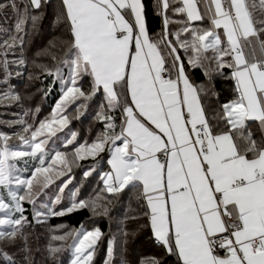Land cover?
I'll return each instance as SVG.
<instances>
[{
	"label": "snow or ice",
	"instance_id": "6c2138e0",
	"mask_svg": "<svg viewBox=\"0 0 264 264\" xmlns=\"http://www.w3.org/2000/svg\"><path fill=\"white\" fill-rule=\"evenodd\" d=\"M48 3L0 0V13L11 9L16 17L13 32L0 28L7 36L0 37L3 84L12 65L23 75L27 25L38 26L42 15L33 12ZM150 13L160 19L156 33ZM55 22L65 35L42 50L55 69L35 60L33 66L53 77L43 96L57 85L60 95L42 120L35 107L23 113L32 115L31 123L4 122L20 126L15 142L0 133V264H17L9 251L17 246L24 264H34L27 228L80 210L107 216L125 190L138 193L147 218L141 227L175 264H264V0H59ZM217 78L231 85V98L222 103ZM97 96L103 131L81 142L65 129ZM20 100L11 88L0 92V104ZM102 153L109 166L98 173L102 187L88 199L75 187L68 205L58 208L73 169L90 158L86 180L105 160ZM104 235L81 223L52 239L72 240L70 264H93ZM128 235L121 226V244ZM117 242L111 234L104 264H114ZM63 250L48 249L53 257Z\"/></svg>",
	"mask_w": 264,
	"mask_h": 264
},
{
	"label": "trees",
	"instance_id": "16d2710c",
	"mask_svg": "<svg viewBox=\"0 0 264 264\" xmlns=\"http://www.w3.org/2000/svg\"><path fill=\"white\" fill-rule=\"evenodd\" d=\"M59 0H50V3L44 5L41 10H35L33 14L42 15V19L39 21L38 26L33 30L31 23L27 25L28 35L25 37V45L23 48V56L27 61L25 69H19L23 71V75H15L17 68L15 65L10 67L13 75L8 79L7 85L0 82V92L8 91L9 88L15 93H18L21 97L19 102H3L0 104V133H6L12 135V139L16 140L13 133L20 131V126H10L8 123L16 119L23 117L32 122L31 114L24 117L23 113L28 109H35L40 107L41 111L36 115L37 121L47 117L54 106L55 101L58 99L60 92L59 86L53 88L52 93L46 98L43 96V90L50 86L53 77H47L42 74L39 69L34 68L33 61L41 65H46L49 68L55 69L56 65L48 58V56L42 54V50L47 49L50 41L56 38L63 37L66 29L64 25L57 24L55 22V12ZM174 19H180V17H174ZM16 17L11 9H7L5 12L0 13V28L8 29L10 32L14 31ZM150 31L156 33L160 30V19L155 16L154 13L149 14ZM173 30L179 27L178 24L170 26ZM0 37L7 38L6 35L0 34ZM41 53L40 56H37ZM20 56V50H17L16 56H9L8 58L15 59ZM66 71V70H65ZM29 73L33 74V79L29 80ZM200 76L199 73L196 74ZM38 77V78H37ZM201 78L197 79V83H200ZM87 81L84 82L85 89L87 88ZM217 91L220 92V102H225L231 98L230 94V82L225 81L223 78H217L215 81ZM101 98L97 96L92 101L88 102V108L80 119H72L65 129L68 132L69 129L76 131L79 136V140L83 142L87 140L91 142L95 137L103 131V124L98 122L96 114L99 111V104ZM212 106L216 107V102L213 100ZM69 116L73 117L75 113L70 109ZM63 135V134H61ZM12 140L13 142H15ZM105 156V160L98 168L97 172L93 173L92 176L86 180L83 178V171L85 168L92 164L91 159L81 161L80 164L83 167L74 168L73 173L70 175L74 176L72 184L65 190L64 200L59 207L68 205L70 190L75 187H80V199H88L95 195V191L98 190L99 175L102 171H108L109 166L106 163L107 154H101ZM67 179V177H65ZM60 181L57 180L56 184ZM49 195H54L56 192V185H53L49 190ZM138 193L135 190H125L121 193L119 198H113L112 203L109 205V214L91 216L88 210H80L64 217H52L49 218L47 223L38 225L33 228H27L25 231L28 234V244L32 250L31 258L34 264H70L71 251L68 249V245L72 243L71 239L66 241H58L52 239L53 236L64 235L66 232H74L79 228L81 223L86 227L95 228L99 227L105 234L101 242L98 243L97 252L94 256L93 264H104L106 256L107 240L111 234L117 235V248L114 264H120L121 258L126 259L128 264H141V261L148 258L156 257L163 261V264H175V257H170L164 254L163 249L158 246L151 236V231L147 227H141V225L147 224V218L143 216L144 207L143 202L136 199ZM26 208L30 209V205H25ZM91 217V218H90ZM136 217V219H131ZM31 219V217H29ZM127 218V219H126ZM65 227L61 228L60 226ZM125 227L129 233L127 237V243L121 244L120 241L123 239L119 236L120 227ZM63 246L64 250L57 254L55 257L50 255L49 247ZM123 249V250H122ZM10 252H15V260L17 264H24L22 254L19 248L9 249Z\"/></svg>",
	"mask_w": 264,
	"mask_h": 264
},
{
	"label": "rangeland",
	"instance_id": "374dc122",
	"mask_svg": "<svg viewBox=\"0 0 264 264\" xmlns=\"http://www.w3.org/2000/svg\"><path fill=\"white\" fill-rule=\"evenodd\" d=\"M31 118L33 119L32 115H31ZM12 140H14V139H12ZM14 141H15V140H14ZM86 228L89 229V230L93 229V228H89V227H86Z\"/></svg>",
	"mask_w": 264,
	"mask_h": 264
}]
</instances>
